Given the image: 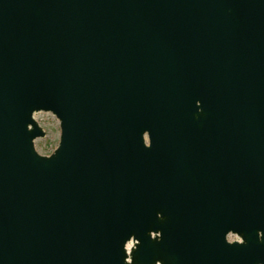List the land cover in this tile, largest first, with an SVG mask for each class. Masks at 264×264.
Instances as JSON below:
<instances>
[{"label": "water", "instance_id": "water-1", "mask_svg": "<svg viewBox=\"0 0 264 264\" xmlns=\"http://www.w3.org/2000/svg\"><path fill=\"white\" fill-rule=\"evenodd\" d=\"M0 264H264V0H0Z\"/></svg>", "mask_w": 264, "mask_h": 264}, {"label": "rangeland", "instance_id": "rangeland-1", "mask_svg": "<svg viewBox=\"0 0 264 264\" xmlns=\"http://www.w3.org/2000/svg\"><path fill=\"white\" fill-rule=\"evenodd\" d=\"M35 117L45 131V136L35 140V149L41 155H49L60 141L61 128L55 115L50 112H38Z\"/></svg>", "mask_w": 264, "mask_h": 264}]
</instances>
